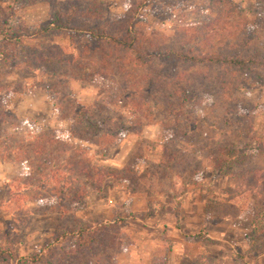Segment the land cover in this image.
I'll use <instances>...</instances> for the list:
<instances>
[{
  "label": "rangeland",
  "instance_id": "obj_1",
  "mask_svg": "<svg viewBox=\"0 0 264 264\" xmlns=\"http://www.w3.org/2000/svg\"><path fill=\"white\" fill-rule=\"evenodd\" d=\"M88 1L95 2L93 8L104 5L120 22L134 17V30L153 44L150 55L167 46L173 54L163 59L174 65L177 80L205 71L212 77L211 84L225 83L227 90L215 91V86L205 93L197 87L192 95L196 99L173 108L175 114H166L160 105L135 115L117 102L120 97L116 89L122 78L113 72L112 65L107 73L118 75L115 86L102 76L104 70L98 73L96 54L83 59L91 67V78H87V72L82 76L78 67L57 64L44 51L62 47L66 56H77L70 34L54 31L47 37L27 39L29 49L22 54L14 46L8 48L3 41L7 29L3 22L14 10L15 24L34 27L50 20L51 6L48 2L13 5L0 0V53L6 48L20 57L14 65L0 62V87L17 83L24 90L2 96V109L10 117L4 122L0 119V123L10 128L2 126L0 130L12 134L17 142L35 139L37 146L54 140L53 133L59 141L51 152L42 150L37 157L32 156L31 162L8 160L0 168V245L20 258L44 250L64 226L49 206H66L68 201L63 197L73 193L69 188L81 184V208L76 216L90 224H121V250L115 253L113 264H264V220H255L263 208L259 203L262 199L250 173L254 167L264 169V155L247 158L234 169L219 170L223 145L235 142L243 147L252 138L264 142V67L248 73L225 64H194L183 59L230 55L229 45L220 44L226 42L217 38L221 32L229 35L230 31L241 32L249 41L248 49L242 53L243 49H236V54L261 53L264 4L260 0H147L137 8L141 0ZM242 39L240 36L238 40ZM135 51L124 53V58H140V51ZM90 58L95 61L93 69L88 66ZM159 64L154 62L157 69ZM33 83L38 88L31 89ZM49 88L50 92L43 91ZM175 92L183 96L179 86L174 87ZM98 100L100 117L114 119L103 128H117L113 136L100 140V146L91 142L98 141L94 126L74 112L76 107L80 111ZM135 123L142 125L136 127ZM80 136L90 142L80 140ZM166 148L169 151L165 155ZM88 157L94 160L93 165L115 173L132 162L135 173L126 182H105L97 177L95 183L82 170ZM57 161L61 168L55 179L59 183L48 180ZM75 173L76 180L71 178ZM57 191L61 196L55 194ZM61 210L65 211L64 207ZM69 211L66 215L73 222L74 213ZM0 264L12 263L1 258Z\"/></svg>",
  "mask_w": 264,
  "mask_h": 264
},
{
  "label": "trees",
  "instance_id": "obj_2",
  "mask_svg": "<svg viewBox=\"0 0 264 264\" xmlns=\"http://www.w3.org/2000/svg\"><path fill=\"white\" fill-rule=\"evenodd\" d=\"M146 1L147 0H141V3H139V5L137 4V8L141 5L143 6ZM7 2H11L13 5H17L19 2H28L30 4L48 2L51 6L50 20L34 27H27L23 23L21 25L18 22L15 24L14 10L12 17L6 18L3 22V25L7 27L3 35V41L5 40V42H7L8 48L14 46L17 51L21 50L22 54L23 51L29 49L25 43L27 39L47 37L54 31H62L68 33V35L70 34L71 44L77 47V51L79 52L77 56H66L62 47L58 51H54L53 47L47 48L44 51L48 53V56L53 58L54 62L57 64L78 67L81 70L82 76L87 72V78H91V67L89 65H92V69L95 68L93 67L95 61L90 58L88 64L89 68L84 63L83 59L90 54H96L99 56L100 71L98 73H101V70H104L105 72L102 76L111 82L113 81L114 86V79L118 75H121L122 80L119 82L118 89H116V87L113 88L116 89L118 97H120L117 99V102L119 105L129 108L130 111L133 110L132 112H134V114L136 112L144 113L147 110L153 111L154 107L160 105L164 106L166 114H175L173 108H176V106L183 107V104L187 103V100L192 99V95H195L197 87H202L205 93H209L212 87L216 86L210 83L212 77L205 71H201L200 74H197V77L196 74H194L185 80L183 78H179L180 81L177 80L176 78L178 75L175 74L176 69L174 65L163 59L164 56L173 54L172 51L165 46L159 52H156L157 55H150V48L153 44L144 34L134 30V17L125 22H120L117 19H113L110 16V11L104 8V5L102 4H98V6H94L93 8L95 2H90L88 0H7ZM259 3L263 5L264 0H260ZM230 32L229 35L226 34V32H221L222 35L220 34L217 36L219 40L226 42V44L219 42L220 44L229 45L230 55L225 57L221 53H218L221 55L213 54L201 58L183 56V59L187 62L191 61L194 64L198 62H205L208 65L225 64L228 67L248 71V73L253 72L255 67H264V46H261V53L255 52L256 55L236 54V49H243L240 53L246 51L249 46V41L241 32H238L237 34L233 33L234 31ZM240 36L243 37L241 41L238 40ZM135 50L140 51V58L136 57L132 61L126 59L127 57L124 58V53H128L129 51L136 52ZM253 56H260L261 59L258 61L254 59ZM18 59H20V57L15 54L12 55L6 48L0 53V62L6 66L14 65ZM156 60H158L160 63L159 65H161L159 69L154 66ZM126 63L130 66H127ZM111 65L113 72L118 74L117 76H112V74L107 73L108 67ZM127 67L129 69H127ZM129 70L130 72H128ZM134 72L135 74L131 76L129 75ZM59 73L60 72L55 73V76ZM198 78L200 81L197 82ZM182 80H184V83L186 84L185 87L183 86L184 84H182ZM13 84L9 86V88L0 87L1 122H4L6 118L10 117L9 112L2 109V96L9 95L11 92L22 93L24 91L21 85L17 83ZM38 86L37 83H33L31 89L38 88ZM175 86H179L183 92V96L178 97L177 93H174ZM225 86L226 84L222 83V85L216 86L213 90L216 91V89L220 88L221 91L226 92L227 89ZM43 91L48 93L50 92V88L43 89ZM195 99L196 97H193L192 100ZM99 102V100L94 102V106L87 107L86 109H84L85 107H82V110L80 109V111L79 107H76L74 111L76 112V116L87 118V124L89 126H94L93 129L97 130L95 135L98 137V141L96 142L92 140L91 142L98 146L101 145L100 140L102 138H107L110 135L113 136V132L115 130L117 131V128H103L104 125L113 123L114 119H108L106 115L100 117V110L97 112V109L101 107ZM80 124L79 126H82ZM137 125L140 126L142 123L136 124V127H138ZM2 126L5 127L6 123H0V128ZM6 127L10 128V125ZM209 128L215 131L219 130V128L212 126ZM15 129H17V127H15ZM21 130H23V128H21ZM24 131L25 130L21 132L24 134ZM90 134L94 135L92 131ZM24 135L26 136V134ZM52 135L54 140H48L43 146H37L35 139L17 142L14 141L12 134L8 133L6 130L3 132L0 130V158L4 161L9 160L13 163L31 162L32 156L37 157L42 150L44 152H51L54 145L59 142L57 136H55L54 133ZM25 136L24 138H27ZM78 138L90 142V139H86L82 136ZM221 148L222 149H219V154L222 160L219 170H227V168L234 169L237 166L242 165L247 158L254 159L257 156L264 155V142L256 141L253 138L244 144L243 147H237L235 142H228ZM168 151L169 148H166L165 155ZM21 154L23 156H19ZM209 154H211V152H209ZM93 161L94 160L91 157H88V159H86V164H83L85 167L82 170L86 177L88 179L90 178L95 183H97V177H102L105 182L107 180L126 182L129 180L130 175L135 173L132 168L133 166L131 165L132 162L127 163L124 167L125 169L121 172L115 173L107 170L103 166L99 167V165H93ZM78 165L81 166V163L78 162ZM60 168L61 166H59V162L58 164L52 165L48 180H55V183H59L55 178L60 172ZM250 173L255 181L256 186L254 188L257 189L258 196H261L262 199L259 203L263 208L258 210L255 219L260 223L264 220V169L254 167ZM27 178L28 177H26V179ZM71 178L74 180L78 179V174L75 173ZM67 184L66 181L63 186ZM69 191L73 193L68 195V197H63V199L66 198L68 201L66 206L61 205V203H51V206H49L52 211L56 210V218L58 219L60 226L64 225L63 227L58 228L53 243L38 253L21 258L13 255L12 252L10 253L7 246L0 245V259L2 258V260H4L5 258L7 261L10 260L12 264H65L71 260H75L73 264H113L115 253H118L121 250V224L112 222L103 224L95 222L90 224L85 220L79 219L75 213L81 208L79 202L81 200L82 186L81 184L78 186L75 185L69 188ZM55 194H58V191L55 192ZM57 196H61V193ZM61 207H64L65 211H62ZM67 210L74 213V215H72L74 219L73 222L69 221L70 218L66 215L68 212Z\"/></svg>",
  "mask_w": 264,
  "mask_h": 264
},
{
  "label": "crops",
  "instance_id": "obj_3",
  "mask_svg": "<svg viewBox=\"0 0 264 264\" xmlns=\"http://www.w3.org/2000/svg\"><path fill=\"white\" fill-rule=\"evenodd\" d=\"M7 161H4V160H2L1 158H0V168H3V167H5V165H7Z\"/></svg>",
  "mask_w": 264,
  "mask_h": 264
}]
</instances>
